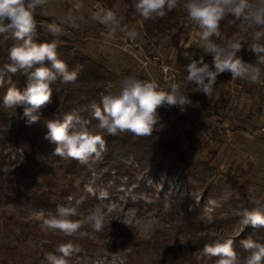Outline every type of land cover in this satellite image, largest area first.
Masks as SVG:
<instances>
[{"label":"rangeland","instance_id":"1","mask_svg":"<svg viewBox=\"0 0 264 264\" xmlns=\"http://www.w3.org/2000/svg\"><path fill=\"white\" fill-rule=\"evenodd\" d=\"M184 2L178 0L177 9L186 12ZM100 8L111 9L126 25L124 0H49L37 10L36 20L38 23L40 17H50L62 24L64 34L72 41L70 53L84 54L105 68L108 81L103 84L104 95L117 93L120 81L135 75L154 80L161 88L176 83L194 103L198 101L199 107L188 106L183 112L176 106L158 110L162 127L158 125L156 130L185 152L186 160L177 161L173 155L146 149L137 157L123 158L126 167L122 175L101 169L91 176L80 171L64 176L57 164L40 169L15 141L0 144V154L11 161L3 189L14 191L8 192L9 196L4 193L0 196V264H48L46 255L58 253L43 246L60 237L61 232L42 229L40 225L44 218L55 215L57 205H75L77 199L83 202L72 219H82L99 204L105 212L106 228L94 232L83 225L74 238L80 239L84 247L78 248V243L71 240L79 251L69 259V264H156V255L131 256L133 251L122 242H147L157 233L161 239L177 241L176 228L185 220L214 225L217 216L228 217L230 221L221 227L216 223L212 230L221 228L222 232L237 236L247 227L240 222L238 212L253 207V198L264 200V83L232 80L226 72L217 77L209 98L195 85L185 82L187 73L176 63L171 34L147 37L139 20L131 27L138 33L135 41L126 39L122 31L109 37L107 28L92 18ZM69 10L80 18L79 28L63 25ZM229 20L234 22L230 15ZM234 23L244 46L239 55L254 62L255 56L247 47L253 42L251 32L256 30L255 26L246 21ZM182 26L185 35L181 44L203 53L199 29L188 15ZM232 36L213 39L223 43ZM189 87L199 95H191ZM87 107L73 111H89ZM191 130L193 147L187 138ZM151 161L161 166L157 172L150 171ZM85 185L106 190L108 199L97 200L85 191ZM69 196L73 198L71 201L67 199ZM209 200L219 205L210 214L211 219L204 218ZM40 210L44 211V217L37 215ZM255 229L257 239L264 240V228ZM198 253L199 261L209 260L202 249Z\"/></svg>","mask_w":264,"mask_h":264},{"label":"clouds","instance_id":"2","mask_svg":"<svg viewBox=\"0 0 264 264\" xmlns=\"http://www.w3.org/2000/svg\"><path fill=\"white\" fill-rule=\"evenodd\" d=\"M49 0H0V35H8L14 43L8 50V62L0 65V87L6 82L11 86L2 97L4 109H23L26 123L31 125L41 119L42 109L52 102L53 85L75 83L83 65L69 70L65 61L60 59L58 48L60 37L65 28L56 22L47 23L46 32L53 39L38 42L37 10ZM178 0H133L135 12L144 20L163 17L177 7ZM183 8L189 19L199 29L200 47L204 55L212 57L211 63L205 62L204 55L185 65L187 84L195 85L200 92L211 98L217 77L230 73L232 80L243 79L251 84L264 83V0H185ZM233 21H246L255 26L251 32L253 41L247 51L255 56L254 62H247L239 53L243 46L240 33L223 43L214 42L221 37L220 24L226 16ZM92 18L107 28V35L115 37L118 31L124 37L135 41L138 33L135 29L122 25L116 13L111 9L100 8ZM69 10L63 18V25L79 28L78 20ZM23 75L27 79L26 87L21 90L12 85V77ZM7 78V79H6ZM179 107L183 112L188 106L199 107L193 102L187 91L176 83L161 88L154 80L140 79L135 75L124 77L120 81L117 93L102 95L100 103L89 105L91 120L76 112L65 113L60 118L47 120L45 139L56 145L52 155L61 159H71L86 164L90 159H99L107 150L105 135L116 136L127 133L134 138L151 136L160 124L159 109ZM92 120L97 123L92 124ZM85 191L105 201L109 193L85 185ZM71 201L73 198H67ZM83 201L77 199L75 205H57L55 215L44 218L42 229L57 230L66 236H72L83 225L94 232H100L105 226L106 216L101 205H96L80 220L78 208ZM253 207L244 208L238 215L241 223L254 228H264V200L253 198ZM219 205L209 200L204 218L211 219V213ZM37 215L44 217L40 210ZM246 255L241 259L234 248V240L225 238L212 244H205L202 252L205 256L216 257V264H264V243L251 237L240 241ZM79 249L71 243L61 244L56 253L46 255L48 264H69V259Z\"/></svg>","mask_w":264,"mask_h":264},{"label":"trees","instance_id":"3","mask_svg":"<svg viewBox=\"0 0 264 264\" xmlns=\"http://www.w3.org/2000/svg\"><path fill=\"white\" fill-rule=\"evenodd\" d=\"M124 3L127 9L126 25L129 28L137 21L141 20L143 31L147 37H158L171 34L172 47L176 50V63L182 68H185V65L190 63L193 59H199L204 55V53H200L198 49H194L192 46L185 47L181 44V39H183V35H185L182 25L184 18L187 16L186 12L176 7L171 12H167L163 17L153 20H144L135 12L133 0H124ZM53 21L56 22L50 17L39 18L37 23L38 42L51 41L53 39V37L46 32V28L42 27ZM220 31L221 37H229L234 33H240L237 24L230 21L229 16H226L225 19L221 21ZM59 39L61 41L60 47L58 48L60 54L59 58L67 63L69 70L77 65H83V70L79 73L77 81L69 84L60 82L54 84L52 86V102L46 108L42 109L41 119L31 125L26 123L22 108L18 107L14 110L4 109L0 106V144L4 146L6 142L15 141V144H17L21 152L38 165L40 169L53 168V165L57 164L58 170L61 171L64 176H70L73 171L86 172L88 176H91L97 171H101V169L114 170L118 175H122L126 167L123 158L131 156L137 157L138 154L144 153L143 151L146 149L152 151L156 149L158 153L162 155H173L177 161L186 160L185 152L181 151L177 145L173 144L171 141L163 139L157 130H154L151 136L139 138H134L127 133L118 134L116 136L105 135L104 138L107 142V150L102 153L99 159H90L86 164H81L76 160L61 159L60 157L52 155L56 145L44 138L47 132V120L60 118L65 113L74 112L73 110L77 107H89L92 102L99 104L101 100L99 94H103V84L108 81L104 67L96 64L90 57L84 54L79 55L70 53L72 41L68 36L63 34ZM13 43L14 41L10 37L8 38L7 34L0 35V65L8 62V50ZM204 59L205 62L211 63L212 57L210 55H204ZM26 84L27 79L25 76L18 74L12 77V85H15L17 88L23 90ZM10 86L11 85L6 82L0 87V104H2V97ZM188 91L191 95H199V92L195 93L190 87ZM106 94L109 93H105V95ZM88 107L87 109H89ZM78 114L91 120L88 110ZM192 133L193 130L188 132L187 136L191 143V147H193ZM9 163H11V161L6 160V158L0 154V196L3 193L9 196V193L14 192L12 189H9L8 193L3 189V179L7 174H10V171L7 169ZM160 167L158 163L154 164L153 161L150 162V171L157 172ZM229 181H233V179ZM240 191L242 192L244 189ZM229 221L228 217L220 218V216H217L214 225H207L202 222L199 223L187 219L182 225L176 228L177 235L175 236L179 238L177 241L170 238L161 239L157 233L147 242L133 244L131 241H125L122 243L126 244V249H131V251H133L131 256L132 254L134 256L146 254L156 255V264H216V257H209V260L205 262L199 261L200 255L198 251L203 249L205 244H212L217 240L232 238L234 240V248L242 259L246 253H244L241 248L240 241L249 237L258 240V231L251 225L245 227L237 236L224 233L221 231V228L212 230L211 226H215L216 223H218V227H221ZM76 234L78 235V233H75L72 236H66L60 233V237L53 238L49 244H45L43 247H47L46 249L48 250H52V248L56 250L61 244L71 243L73 245L72 239L76 244L78 243V248L80 246L84 247L80 239L74 238ZM258 241L264 243V240ZM74 247H76V245Z\"/></svg>","mask_w":264,"mask_h":264}]
</instances>
